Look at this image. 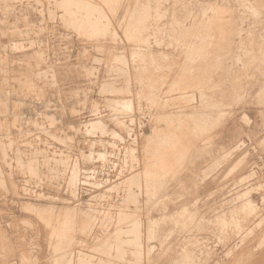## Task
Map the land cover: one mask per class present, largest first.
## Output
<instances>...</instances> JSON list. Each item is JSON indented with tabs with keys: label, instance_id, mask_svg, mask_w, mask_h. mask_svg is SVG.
Wrapping results in <instances>:
<instances>
[{
	"label": "rangeland",
	"instance_id": "rangeland-1",
	"mask_svg": "<svg viewBox=\"0 0 264 264\" xmlns=\"http://www.w3.org/2000/svg\"><path fill=\"white\" fill-rule=\"evenodd\" d=\"M72 1L0 0V264H264V0Z\"/></svg>",
	"mask_w": 264,
	"mask_h": 264
},
{
	"label": "bare ground",
	"instance_id": "bare-ground-1",
	"mask_svg": "<svg viewBox=\"0 0 264 264\" xmlns=\"http://www.w3.org/2000/svg\"><path fill=\"white\" fill-rule=\"evenodd\" d=\"M64 1H65V0H64ZM73 1H74V0H73ZM73 1H72V3H75V2H73ZM77 1H78V0H77ZM77 3H78V2H77ZM80 3H81V2H80ZM83 3H84V1H83ZM85 3H87V2H85ZM60 4H61V3H60ZM62 4H64V3L62 2ZM62 4H61V5H62ZM81 4H82V3H81ZM68 5H71V4H67V6H68ZM78 5H79V4H78ZM82 5H83V4H82ZM88 5H89V4H88ZM88 5H87V6H88ZM62 6H63V5H62ZM75 6H76V5H75ZM84 6H85V5H84ZM84 6H83V7H84ZM64 7H65V6H64ZM64 7H62V8H64ZM69 7H70V6H69ZM81 7H82V6H81ZM81 7H80V8H81ZM85 7H86V6H85ZM40 8H41V7H40ZM87 8H88V7H87ZM91 8H92V7H91ZM95 8H96V7H95ZM99 8H100V7H99ZM75 9H76V7H75ZM81 9H82V8H81ZM83 9H84V8H83ZM85 9H86V8H85ZM40 10H41V9H40ZM59 10H60V9H59ZM95 10H96V9H95ZM53 11H55V10H53ZM70 11H71V10H70ZM79 11H80V10H79ZM87 11H90V10H87ZM74 12H75V11H74ZM18 13H19V12H18ZM53 13H55V12H53ZM64 13H65V12H64ZM68 13H69V12H68ZM76 13H77V12H76ZM93 13H94V12H93ZM26 14H27V13H26ZM66 14H67V13H66ZM71 14H73V13H71ZM98 14H99V12H98ZM104 14H105V13H104ZM73 15H74V14H73ZM89 15H90V14H89ZM92 15H93V14H92ZM59 16H60V15H59ZM71 16H72V15H71ZM62 17H63V16H62ZM69 17H70V16H69ZM84 17H85V16H84ZM87 18H88V17H87ZM90 18H91V17H90ZM75 19H76V16H75ZM75 19H74V20H75ZM90 20H91V19H90ZM102 20H103V19H102ZM97 21H98V20H97ZM106 21H107V20H106ZM75 22H76V21H75ZM81 22H82V21H81ZM92 22H93V21H92ZM101 22H102V21H101ZM70 23H71V22H70ZM78 23H80V22H78ZM93 23H94V22H93ZM87 24H88V23H87ZM89 24H90V23H89ZM95 24H96V23H95ZM79 25H80V24H79ZM79 25H78V26H79ZM98 25H99V24H98ZM98 25H97V26H98ZM67 26H68V24H67ZM78 26H77V27H78ZM84 26H85V25H84ZM103 26H104V25H103ZM86 27H87V26H86ZM92 27H93V26H92ZM94 27H95V26H94ZM88 28H89V27H88ZM79 29H80V28H79ZM82 29H83V28H82ZM90 29H91V28H90ZM103 29H104V28H103ZM107 30H108V29H107ZM98 31H99V30H98ZM90 34H91V33H90ZM114 34H115V33H114ZM35 40H36V39H35ZM35 42H36V41H35ZM39 43H40V42H39ZM32 46H33V45H32ZM98 63H99V62H98ZM118 72H119V71H118ZM39 73H40V72H39ZM52 80H53V79H52ZM113 87H114V86H113ZM9 89H10V88H9ZM114 89H115V88H114ZM111 90H112V89H111ZM119 91H120V90H119ZM169 93H170V92H169ZM7 94H8V93H7ZM20 95H21V93H20ZM190 95H191V94H190ZM194 97H195V96H194ZM114 102H115V101H114ZM125 102H126V100H125ZM128 102H130V104H131V101H128ZM120 103H121V102H120ZM130 104H129V105H130ZM123 105H124V104H123ZM125 105H126V104H125ZM129 105H128V106H129ZM114 106H116V104H115ZM215 106H216V105H215ZM96 113H97V112H96ZM179 115H180V113H179ZM216 120H217V119H216ZM94 122H95V121H94ZM85 124H86V123H85ZM93 124H94V123H93ZM172 124H173V123H172ZM91 125H92V124H91ZM201 133H202V132H201ZM119 137H120V136H119ZM8 143H9V142H8ZM8 148H9V147H8ZM1 149H2V148H1ZM131 149H132V148H131ZM125 150H126V149H125ZM133 152H134V151H133ZM3 153H4V152H3ZM99 155H100V154H99ZM89 157H90V156H89ZM101 158H103V157H101ZM173 159H174V158H173ZM176 162H177V161H176ZM156 165H157V164H156ZM130 167H131V166H130ZM8 169H9V167H8ZM5 170H6V169H5ZM130 172H132V171H130ZM165 175H166V174H165ZM131 177H132V176H131ZM75 179H76V178H75ZM133 180H134V179H133ZM3 183H4V181H3ZM136 183H137V182H136ZM134 186H135V185H134ZM136 186H137V185H136ZM138 187H139V186H138ZM135 189H136V188H135ZM138 192H139V191H138ZM134 195H135V194H134ZM73 196H74V195H73ZM130 196H131V195H130ZM131 197H132V196H131ZM112 219H113V218H112ZM127 219H128V218H127ZM123 222H124V221H123ZM130 222H131V221H130ZM124 223H125V222H124ZM133 223H134V222H133ZM125 224H126V223H125ZM127 224H129V223H127ZM125 226H126V225H125ZM123 229H124V228H123ZM124 231H125V230H124ZM122 232H123V231H122ZM127 234H128V233H127ZM127 236H128V235H127ZM138 247H139V246H138ZM70 253H71V252H70ZM132 253H133V252H132ZM140 253H141V252H140ZM64 254H65V253H64ZM70 255H71V254H70ZM65 256H66V255H65ZM71 256H72V255H71ZM59 257H61V256L59 255ZM69 257H70V256H69ZM53 258H55V257H53ZM66 258H67V257H66Z\"/></svg>",
	"mask_w": 264,
	"mask_h": 264
},
{
	"label": "crops",
	"instance_id": "crops-1",
	"mask_svg": "<svg viewBox=\"0 0 264 264\" xmlns=\"http://www.w3.org/2000/svg\"><path fill=\"white\" fill-rule=\"evenodd\" d=\"M23 208H24L25 211L28 212V210H27L28 208H27V207H23ZM30 208L34 209V210L36 211V213H39V214H40V213H44V214H47V215L54 214V213H53L54 210L51 209V208L46 209V208H40V207H35V206L30 207ZM45 211H47V212H45ZM65 211H67V210H65ZM57 213L60 214L59 211H58ZM57 213H55V214H57ZM64 213H66V212H64ZM33 214H34V212H33ZM50 216H52V215H50Z\"/></svg>",
	"mask_w": 264,
	"mask_h": 264
}]
</instances>
